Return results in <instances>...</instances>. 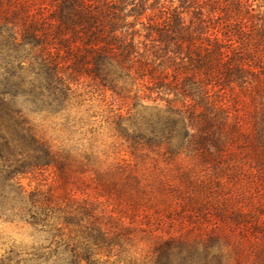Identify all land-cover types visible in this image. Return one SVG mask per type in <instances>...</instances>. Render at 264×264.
Masks as SVG:
<instances>
[{
    "label": "trees",
    "instance_id": "1",
    "mask_svg": "<svg viewBox=\"0 0 264 264\" xmlns=\"http://www.w3.org/2000/svg\"><path fill=\"white\" fill-rule=\"evenodd\" d=\"M255 1L0 0V221L30 231L24 245L0 237V264L208 263L206 242L155 235L133 215L125 222L111 198L75 197L85 160L39 135L31 115L62 113L86 80L134 106L162 102L117 113L114 129L132 154L156 150L192 181V169L222 161L244 136L235 104L249 102L259 105L252 142L264 153V9ZM49 168L51 182L21 186L20 176ZM93 173L98 196L124 193L122 171ZM127 178L138 188L137 174ZM136 239L149 255L130 251Z\"/></svg>",
    "mask_w": 264,
    "mask_h": 264
},
{
    "label": "rangeland",
    "instance_id": "2",
    "mask_svg": "<svg viewBox=\"0 0 264 264\" xmlns=\"http://www.w3.org/2000/svg\"><path fill=\"white\" fill-rule=\"evenodd\" d=\"M255 3L264 9L263 0ZM73 87L76 91L65 111L35 113L31 117L39 135L58 145H75L85 160L86 171L75 181L82 190L74 189L75 197L103 203L111 198L108 208L120 211L125 222L133 215L137 221L142 218L151 222L155 235L181 233L198 243L206 242L210 250L207 264H264V153L252 142L254 121L260 119L258 104H235L243 119L244 136L238 143L226 144L222 161L198 164L191 171L194 178L190 181L173 163L163 161L156 150L139 149L132 154L129 142L114 129L117 113L133 112L141 106L163 107L164 103L144 99L134 106L133 99L117 97L87 80ZM176 160L187 166L189 159L181 154ZM107 170L123 172V194L112 191L110 196L97 195L93 171ZM130 171L140 177L138 188L127 178ZM52 176L49 168L37 175H22L19 182L29 190L37 182H51ZM187 201L189 206L185 205ZM181 205L183 209L169 212ZM234 212L244 214L245 220H232L230 213ZM29 233L26 225L0 221V237L5 243L27 244ZM128 248L140 258L149 255L147 243L138 239Z\"/></svg>",
    "mask_w": 264,
    "mask_h": 264
}]
</instances>
